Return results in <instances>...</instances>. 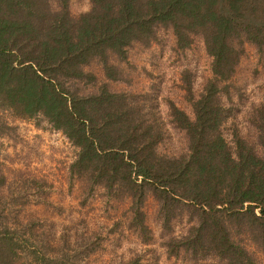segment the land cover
<instances>
[{
	"label": "trees",
	"instance_id": "1",
	"mask_svg": "<svg viewBox=\"0 0 264 264\" xmlns=\"http://www.w3.org/2000/svg\"><path fill=\"white\" fill-rule=\"evenodd\" d=\"M88 1L89 10L74 17L69 0H0V137L13 130L4 111L42 119L78 149L70 174L82 189L128 201V225L142 243L149 241L150 194L162 229L183 213L189 218L187 234L169 239V255L257 264L246 244L264 255V114L257 112L254 143L233 129L231 146L221 96H228L243 45L264 53V0ZM161 29L172 31L180 50L200 37L212 59L211 78L190 101L193 118L168 105L171 124L187 139L179 157L157 153L163 125L146 99L108 90L120 80L111 58L123 61L128 48L148 47ZM93 63L103 72L97 87L86 71ZM45 186L18 188L40 193ZM6 190L0 173V264H82L99 248L98 235L23 224L15 213L23 204L2 196Z\"/></svg>",
	"mask_w": 264,
	"mask_h": 264
},
{
	"label": "rangeland",
	"instance_id": "2",
	"mask_svg": "<svg viewBox=\"0 0 264 264\" xmlns=\"http://www.w3.org/2000/svg\"><path fill=\"white\" fill-rule=\"evenodd\" d=\"M89 8L88 0L68 2L74 17ZM243 51L228 82V96H221L229 111L223 134L231 146L233 129L238 136L254 143L257 112L264 114V53H258L250 44H244ZM211 61L200 37H194L189 48L180 50L170 29L159 30L156 40L146 48H128L123 61L111 58L120 80L108 82V90L141 96L162 121L164 139L156 148L159 155L179 157L186 153V136L171 124L168 105L174 104L193 118L190 101L199 98L211 78ZM86 71L96 76V87L104 82L99 64L93 63ZM188 87L191 96L186 91ZM90 89L85 88V92ZM1 117L13 128L0 137V173L7 187L2 196L12 195L23 204L15 211L23 224L53 229L57 235L68 229L77 234L98 235L99 248L82 264H225L216 257L194 260L184 252L169 255V239L187 234L189 218L183 213L171 221L170 229H162L158 205L150 194L144 203L149 241L142 243L137 232L129 228L128 201L114 199L98 188L92 193L82 189V182L70 174L78 149L61 132L39 118L22 120L8 111L2 112ZM32 181L46 186L40 193L19 191L18 187ZM246 248L257 264H264L262 253L250 244Z\"/></svg>",
	"mask_w": 264,
	"mask_h": 264
}]
</instances>
